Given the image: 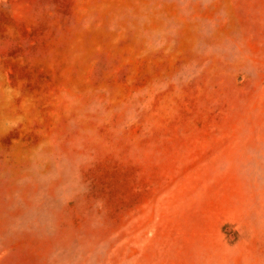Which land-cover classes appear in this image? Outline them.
<instances>
[{"label":"rangeland","instance_id":"rangeland-1","mask_svg":"<svg viewBox=\"0 0 264 264\" xmlns=\"http://www.w3.org/2000/svg\"><path fill=\"white\" fill-rule=\"evenodd\" d=\"M0 264H264V0H0Z\"/></svg>","mask_w":264,"mask_h":264}]
</instances>
